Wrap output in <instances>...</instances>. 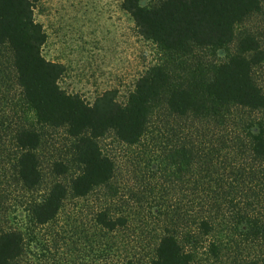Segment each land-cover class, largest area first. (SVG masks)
Returning <instances> with one entry per match:
<instances>
[{
    "label": "trees",
    "instance_id": "16d2710c",
    "mask_svg": "<svg viewBox=\"0 0 264 264\" xmlns=\"http://www.w3.org/2000/svg\"><path fill=\"white\" fill-rule=\"evenodd\" d=\"M40 1L0 0L1 66L21 112L18 175L27 188L42 183L46 128L74 140L82 169L67 179L70 164L53 162L55 179L30 204L27 226L0 232V264H70L74 243L83 245L80 264H264V87L255 75L264 47L253 30L237 39L240 24L264 13V0H123L140 35L166 55L124 102L116 89L89 102L62 87L67 66L44 54L48 34L35 17ZM235 41L238 52L210 73L183 66L196 50ZM111 136L127 151L140 150L134 161L149 157L151 176L175 191L165 218L136 227L122 195L114 200L119 161L103 144ZM144 184L141 192L129 189L132 199L153 189ZM93 194L92 225L72 241L36 232L53 225L70 198Z\"/></svg>",
    "mask_w": 264,
    "mask_h": 264
},
{
    "label": "rangeland",
    "instance_id": "374dc122",
    "mask_svg": "<svg viewBox=\"0 0 264 264\" xmlns=\"http://www.w3.org/2000/svg\"><path fill=\"white\" fill-rule=\"evenodd\" d=\"M156 1L142 0V3L150 5ZM122 2L41 0L35 9L37 21L43 24L48 34L44 54L67 66V72L61 79L62 87L68 92L79 93L89 102L111 89L118 90L120 101H126L137 79L150 66L166 58L157 44L140 35L134 19L123 9ZM246 30H253L264 47V13L240 24L237 39ZM238 48V41H235L223 47L196 50L185 59L183 66L210 73L212 67L238 52ZM5 54L6 50L0 48V232L3 229L27 226L30 204L40 199L55 179L52 169L54 161L64 160L70 164L67 179L82 169L74 157V140L63 129L46 128L39 150L44 179L34 189L24 185L16 166L19 148L15 131L21 112H17L18 99L14 90L9 91L4 67L1 66L2 55ZM255 73L264 87V61L256 67ZM103 144L119 161L114 183L121 191L114 200H119L122 195L123 203L135 216V226L152 224L158 222L159 218H165L162 210L177 203L175 191H169L167 184L159 180V177L154 179L151 176L149 157L142 155L134 161L132 158L139 156L140 150L134 149V153L127 151L112 136L104 140ZM143 179L145 182L151 181L153 189L132 199L129 189L135 188L140 192L145 190ZM156 182L158 186L155 188ZM98 195L93 194L88 199L80 200L70 198L58 220L51 226L37 228L36 232L49 239H53L52 232H60L62 236L71 237L72 241L77 237L74 235L78 233L76 230L82 233L92 225L91 212L98 201ZM79 249H83V245H71L68 256L70 264L82 263L83 255Z\"/></svg>",
    "mask_w": 264,
    "mask_h": 264
}]
</instances>
